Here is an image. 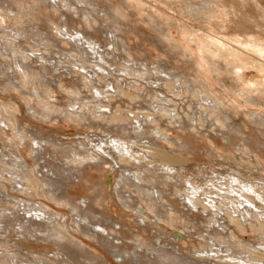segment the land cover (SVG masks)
Segmentation results:
<instances>
[{
  "label": "rangeland",
  "instance_id": "rangeland-1",
  "mask_svg": "<svg viewBox=\"0 0 264 264\" xmlns=\"http://www.w3.org/2000/svg\"><path fill=\"white\" fill-rule=\"evenodd\" d=\"M19 1L20 2H18V4H15V6H18L22 10V12L25 13V15L27 14L26 17L23 13L21 15H18L15 10L10 13L9 10L13 8V5L11 4H7L4 6L8 11L3 12L0 9V14L6 13L9 17L16 18V21L19 23V25L29 31H32L33 29L35 30L33 25L34 23H37L41 27L43 32H56L53 26L49 25H51L52 22L58 18L60 12L52 10V8L45 3L41 4L39 0ZM111 1L116 8H118L119 6L124 8L123 10L127 14L126 17L128 19V22L130 23V32H124L125 37L128 35L126 37L128 43L127 47L129 49H132L134 51H132L133 53H138L139 55L133 54L132 52L131 54H128L129 50H127L128 52H126V50L125 52H122L121 50H123L124 46L121 44L118 50H113L112 44L110 42L107 43L106 41V34L104 33V35L102 33V31L104 30L108 31V27L106 29L103 28L105 23H107L108 25V23L112 22L108 17L104 16V13L102 12L100 14L99 12L95 14L92 13L95 17V19L93 20L95 28H91L92 26H88V29H91L90 33H92L93 35L100 34L99 36L103 40L101 45L103 46L99 48V51L101 52L105 49L108 50L109 48L111 49V54L105 56L106 61H102L99 54L97 55L92 53V50L90 49H88V51H91V54L84 55L77 52V54H79V57L74 59L72 58L73 60L70 58V55H62L60 56V61H58L59 55L56 56V60H52V64H50L53 70V73L50 74V78L53 79L54 83L52 85L48 84V82L46 81H42L41 79L38 80L34 74L27 75L25 73H16V75L14 72L15 70H10V67L14 69L16 68L13 63L14 57L16 55H19L18 57H21L22 54L28 55L31 53L30 51L25 50V48L28 45H34V40L32 38L24 39L23 37L22 38L26 41H24L22 38L21 40L19 38H17L18 40H16V37H12L11 35L12 25L4 26V24H0V27L2 26V28H0V67L2 66V64H7V68L9 69V72L6 76L4 73H2V71H0V106L2 107V109H4L3 114H5L6 118H8L9 120H5L6 125L3 122H1L2 124H0V127L3 128L2 131L0 130V155L2 152L4 154H8L11 151L18 152L19 150H21L25 161L28 163V167L26 168L28 176H26V178L28 177L27 179L30 180V182L34 181V183H36L34 177L38 176L37 178L39 179V177L41 176V172L46 173L48 169L54 170V166H59L62 162L72 163L71 158H63L64 156L68 155L67 152L65 154L64 152H59L61 150L53 147V145L51 147L46 146V149L48 151L42 152L44 154L37 156L38 154H35V152L33 151V148L34 150H36V145L33 143V141H31L32 135L37 132H42L46 136L52 135L55 138L56 143H59V145L61 144L66 151L72 146L81 148V141L86 142V148L90 149L91 144L89 143L90 141L88 139H91L92 141H98L102 137L105 138L106 135H108V132L106 131V129H104L107 123L104 124L105 126L103 125L104 127H101L99 125L96 128H90V126H88L86 123L84 124L82 121H80V119H75L72 116H62V119H58V117L54 118L55 114L53 115L52 113H50V107H65L66 103L69 102V100L73 96L72 90H74L77 94L79 93V96L74 98L75 101L89 102L92 99L91 97L96 95L95 87H98L102 92H104L101 96L102 98L100 97V99L95 97L93 103L89 102L88 106L82 105L84 109L83 111L87 114L90 113L89 116H91L92 113H96L95 111L103 112V110L105 109V112L111 113V115L116 114L114 116L120 117L121 120L115 119V121L119 120L118 122L122 123L126 118L129 121L132 120L131 123L134 122L135 124V117H137L138 115V117H140L141 119L145 114H154V116L157 117V122H144L145 131L148 134V137H154V140L156 142H160V145L158 147L161 148L163 152L166 151L172 154V159L176 163V167H178L181 176L183 177V179H185V182L180 181L184 186H188L186 183L187 181L195 180L201 183L200 180H205V178L208 176L216 177V173L224 174L226 176L231 173L242 177L245 182H252L255 187L259 188V190L263 192L264 121L262 122V120L264 119H260L259 116V120L257 118V121L255 119V116L251 115L250 112L257 111L261 112V114L264 115V102H253L250 104L247 99L242 96L241 91L239 92L238 89L240 90L243 85L249 87H262L264 85V74L256 66L257 63L254 59L246 57L244 61L242 60L239 63L240 66L238 72L241 74L242 80L238 79L236 76H234L231 68H228L226 70L225 68L222 69L221 65L217 66L216 59H218V55L214 49V45L218 44V37L228 43L227 45H221L223 46L222 48H228L231 51H235V49L238 47L244 49V47L246 46L245 44L248 43H244L241 41L244 39H251L253 40V42L261 41L262 43H264V28L261 27L259 25L260 22L257 21V7L261 6V8H263L264 0H252L250 3H240V0H225V11L224 14H217L216 19H218V21L220 20L217 24L207 23L203 19H199V16L196 17L197 15L184 12V10L179 6L180 4H178L177 1L173 0H129L130 7L136 13L126 10L124 5V1L126 0ZM181 3H184V1L181 0ZM36 8H39V10H36ZM76 13L81 15V12H79L78 10L76 11ZM97 18L99 20H97ZM74 19V25H77V28L82 27L81 23H85L81 17L77 18V16H75ZM16 21L12 19L9 20V23L13 24ZM73 21L70 20V22ZM101 22H103L104 24H100ZM0 23H4L1 18ZM159 24L162 26L159 27ZM163 26H165V28ZM161 27L162 30H159L161 29ZM197 28L200 30H198ZM96 29H99L100 31H96ZM166 31H168L167 34H165ZM204 31L206 33H204ZM5 32H9L10 35L8 33L6 36ZM168 35L170 37H168ZM30 46L28 47L30 48ZM34 46L35 48L40 49V51H36L35 53L37 54V56H39V58H33L37 68H39V66H41L45 62L44 60L55 57V55H52L53 53L50 52L49 48L43 49V46L41 45ZM65 46L72 48L71 44H66ZM11 47L12 49H15L17 47L19 53L16 52V55L13 54L14 52H12L13 50L11 49ZM50 49L52 50L51 47ZM43 50H46V52L43 53ZM191 53H193L195 55V59H197V67H195V64L189 60V54ZM169 54L173 55L172 58ZM114 55L117 57H115ZM44 56L45 58H47L45 59ZM128 56H130V60ZM40 57L42 58L40 59ZM263 58L264 57L261 56L259 57L262 63H264ZM88 59H90V62ZM97 59H99V61ZM137 59H139L138 63ZM97 61L99 62L100 66L105 68L106 71H98L97 73L94 72L95 70H97V68H94L98 67L96 66V64L98 63ZM140 61L143 64L147 63L146 65L142 64V67L145 66L143 67V69L148 67L147 70L149 71H144L141 68ZM157 61H160V63L161 61H172V68L170 63V65L168 64L167 66H169L170 69H173L169 71H175L174 74L169 78L166 75L167 78H165V75L159 73L160 69H156L160 64ZM164 62L163 64H165ZM212 62L215 64H212ZM135 63L138 65L136 66ZM83 64L85 66L89 65L87 66V69L82 67ZM54 67H56L58 70L54 71ZM134 68L138 69L135 70ZM140 69L141 71H139ZM196 69H199L208 78L212 87L216 89L220 93V95L227 96V98L232 101L234 106L231 108V110H234L236 112L235 117L237 118V121L239 122L238 125H240L243 132L238 133L237 130L233 129L235 126H232V124L228 123L225 124L220 116V118L216 116L218 121L214 120V122H216H212L211 124H209L205 120L200 121V118H198L197 124L195 122H192L193 120L191 119L194 117L192 114L194 108L197 109V115L200 116L202 114L200 112V109L198 108V105L201 104V101L198 100V95L196 92H194V90L196 89L189 90L190 88L186 87L184 88V90L183 88H178V84L180 81H178V74H185L191 77L190 73H194ZM79 70L85 72V75L88 78H93L92 81L88 82V80H84L83 76H80V74L78 75L77 72ZM126 70L130 71H128L126 74ZM87 71L88 74H86ZM108 72H110L109 75ZM57 75L60 77H58ZM15 76H17L18 79ZM8 77H12L16 82L12 79L8 80ZM159 77L163 78L157 79ZM6 81H14L16 84H19V87H16V85L11 86L9 83L7 84ZM109 82L113 83L112 85L115 87V89L110 87L111 85L108 86ZM168 84H170V86ZM20 85L25 89H23ZM236 85L238 86V88ZM118 87H120V90H118ZM109 89L111 90V92ZM181 89L183 92L181 91ZM178 90H180V95L177 96L174 94V92H178ZM113 92H116V94H114ZM150 93L155 96L153 98V101H156L158 99L156 102L160 103L159 107H162L164 104L168 106L169 110L167 109L168 111H165L166 109H161L160 112H157V106L159 104L157 105L156 102H149L150 100H152V98H149L150 95H152ZM148 95L149 97H147ZM38 96L39 99L37 98ZM99 99L104 101L108 100L107 102H104V105L109 104V107L111 105V109H106L107 107L97 109V106L99 105ZM262 99H264V96H262ZM147 101L148 103H146ZM81 103L83 104V102ZM149 103L150 105L151 103H154V105L152 104L150 107V105H148ZM161 103L163 104L161 105ZM145 104L147 107L145 106ZM169 105L172 106L169 107ZM173 107H175L178 112L177 118L179 120L177 119V121L175 119H173L172 121V119L167 116V113H169V111L172 110ZM0 111L2 112V110ZM43 115L47 118L43 117ZM189 118L191 123L189 122ZM8 122L11 123V125H9ZM261 123L263 124L261 125ZM223 124H225L226 126L222 127ZM194 127L197 128L195 129ZM152 128L156 130L157 128H161V133L163 131L164 134H162L163 136L166 135V137H164L163 139H158L154 134L150 135V129ZM32 130H35L36 132L34 131L33 133H31ZM25 134L28 135L26 136ZM179 135H182L183 139L186 140L185 142H187L188 140V142L186 143L188 146L184 145L180 150H176L175 148L178 144V142H176V137H178ZM228 138H231L232 141H229ZM146 141L148 142L147 139L142 140L143 145L146 144ZM61 142L64 143L62 144ZM142 143H138L139 145L133 146L136 155L142 153ZM8 157V155H6L5 158L2 156L0 157V174L2 173L0 175V185L7 186L9 192L11 194H14L15 199L9 198L10 201L2 203L0 202V207L3 204H8L9 206L13 205V210H16L18 212L20 211L21 215H24L22 199L27 203L34 202L35 205L44 203L46 206H48V208L54 209L57 212V219L58 221H60L57 224L58 228L61 227L63 231H67V233H69L71 236H75L77 241L79 240V242L83 243L81 247L83 246V248H86L95 256H99L100 258L104 259L109 264H131V262L128 261V257L130 256L129 258H131L133 254L132 251H135L138 254H141L140 252H143L141 254L143 257H139L142 260L144 258L143 261L145 263L147 262L148 264H154V262L156 261L155 264H159V261L161 260L160 257L152 247L145 246L146 242L154 244V246L157 248L158 246L160 248L163 247L167 251L170 250L187 258L198 257V259H200L199 257L202 255L203 257H206V254H210L211 256H213V254L217 252L216 250H219L218 248L225 250L224 244H221L216 240H212L211 236L215 235V231L213 230V228L218 230L219 232H224L223 237L225 239L230 237L232 241H234L232 235V232L234 230V232H236L235 236H237L239 240L241 239L239 241L240 243H256V248H260V245H258L257 241H259V239L261 238H264V235L260 233L258 234L256 229L250 227V224H242L244 228H247L246 230L241 231V228H239L237 224H232L229 216H226V214L223 212L221 214L219 223L216 222L215 224H213L214 218L212 220L209 219L211 218V213H208L207 215L204 209V207L207 205V201H203V199L206 197L204 195L201 196L202 199L198 201L204 206L199 203V206H197L198 209H194V211L191 212L188 210L190 208L187 201H185V207L183 206L182 202H184L183 198L185 197L181 194L182 192L180 191L176 192V190L172 189L173 195L168 196L171 206H169L170 204L164 199H162L163 201L153 200L154 202L148 204V202L146 203V200H149V198L147 199L146 195L135 191L136 195L134 196L136 198L134 197V204L136 206V209L129 208V206L124 205L121 202L118 192L130 191L133 190V188L118 185V182L121 178L120 175L122 173V170H120L121 168H119L118 166L127 165H123V163H121V160H119L118 158V164H115L114 162H112V160H108L109 162H101L99 163V165L86 164V176L78 175V179H73L74 185H72V187L69 186L67 189V198L71 197V200L75 201V205L76 203H78V201L81 202L84 198L93 196L94 193L95 195L99 194L97 198L94 197V205L96 206V208H100L99 211L103 212L106 216L109 215L108 217L110 219L113 218V221H116L114 223H109L110 225L106 226L107 231L103 236L109 242L112 239V241L110 242L112 243V246H110L111 248L108 247L109 245H106V247L101 245V242L96 237L91 234H87V231L82 230L80 227H78V225L72 223V219L74 220L76 219V217L74 216V212H72L71 205L68 202H57L50 198V196L48 195H41L39 193V190H28L26 187H23V189H21L20 185L16 184L17 187L16 185H13L12 181H9V179H11V174L9 171H11V173L14 172V170H12L14 169V167L12 166L14 165L10 163L12 165L10 167V164L5 163ZM77 159H81V157H78ZM155 164L156 166H158L160 165V162H157ZM156 173L159 174L158 170ZM29 175H31V177ZM50 176H53V174H50ZM54 176L53 178H57ZM99 181L101 182V185L103 184L102 193L101 191L100 193H97L99 191L97 188V183ZM161 186L165 187V184ZM175 188L177 189V187ZM179 188L180 187H178V190L181 189ZM19 189H21L22 191H20ZM184 192L186 194V190H184ZM32 193L34 195H32ZM137 195L140 196L138 197ZM57 196L58 195H56V197ZM141 196L146 200H142ZM104 204L107 205L108 212L106 210H101L104 208ZM158 204L161 208L158 206ZM164 204H167L168 206H165ZM157 206L159 209V213L162 214L161 216H159L157 214V211H155V208ZM141 209L144 210L143 213L138 211ZM230 213H232V216L236 215V213H233L231 211ZM210 220L212 222H209ZM241 220L243 222V219ZM99 223L102 225L104 224L101 221H99ZM51 230L54 231V228ZM132 239H136L135 242ZM73 241L71 242V244L77 246V241ZM261 241H263V239H261ZM136 242L137 245H141V243L142 245L136 246ZM213 242H215L217 245H213ZM27 245L34 248L32 250H36L39 255L48 257H50L54 251H57L58 248V246L56 247L55 243L44 239L36 241L30 240ZM238 245L239 244H236V246ZM117 247L118 249H116ZM120 247L122 248L120 249ZM211 248L214 251H211ZM148 249L151 250V252ZM235 249L237 253L242 252V250H240V248L238 247ZM130 251L131 253H129ZM207 251H209V253ZM228 254L229 252L224 251L223 254L220 255H224L221 261L204 259L202 261L197 260V262L199 264H225L226 261L227 263L228 261H230L229 257H227ZM239 255L247 259V256L243 254ZM252 256L254 257V255ZM150 257H153L154 261H151L152 259ZM59 259L62 260L61 258ZM126 259L128 263L126 262ZM72 262L76 264L74 260ZM231 262H234V260H231ZM78 263L79 262H77V264ZM256 263L262 264L263 260L260 259L253 262V264ZM79 264H82V262ZM246 264L252 263L248 262Z\"/></svg>",
  "mask_w": 264,
  "mask_h": 264
},
{
  "label": "bare ground",
  "instance_id": "bare-ground-1",
  "mask_svg": "<svg viewBox=\"0 0 264 264\" xmlns=\"http://www.w3.org/2000/svg\"><path fill=\"white\" fill-rule=\"evenodd\" d=\"M39 1L41 4L42 3L47 4L49 7L52 8V10H54V11L56 10V11L60 12V15L58 16V18L55 21H53L51 25H49V26H53V28L56 30V32H53V31L43 32V30L41 29V27L37 23H34V25H33L35 30L33 29L32 31H29V30L21 27L19 25V23L16 21L17 20L16 18H11L6 13L0 14V18L2 19V21H4V23H0V24H4V26L5 25H12L11 35H12V37H16V40H18L17 38H19L21 40L22 37L24 39L25 38H32L34 40L33 41L34 45H36V46L41 45V46H43V49L49 48L50 52L53 53L52 55H55V57H51L49 59H46L47 57L45 58V56H44V58L46 59V60H44L45 62L41 66H39V68H37L33 58H37V57L39 58V56H37V54H35V53H36V51H40V49L35 48L34 45H31L32 47L30 45H28V46H30V48L27 46L25 48V50L30 51L31 53L28 55L22 54L21 57H18L19 55L18 56L16 55L17 54L16 52H18L17 47L15 49H12V47H11V49L13 50L12 52H14L13 54L16 55V56L14 55L15 57H14L13 63L16 66V68L17 67L18 68L16 70V68L14 69V68L10 67V70H12V71L15 70L14 71L15 74L16 73H25L27 75L34 74L38 80L41 79L42 81H46V82H48V84L52 85L54 83H53V79L50 78V74L53 73V70H52L50 64H52V60H54V61L56 60V58H57L56 56H58V55H59L58 61H60V56H62V55H65V56L70 55V58L74 59V58L79 57L78 56L79 54H77V52H79L80 54H84V55L91 54V51L90 52L88 51V49H90V50H92V53L97 54V55L99 54L102 61L103 60L106 61L105 56L111 54V51H110L111 49L108 48V50L105 49V50H102L100 52L99 48H101L103 46V45H101L103 40L99 36L100 34L93 35L92 33H90L91 29L90 30L88 29V26L89 27L92 26L91 28H93V27L95 28L94 22H93L95 17L92 13L95 14L97 12H99V14L101 12L104 13V16L108 17L110 19V21L112 22V23H108V25H107V23H105V25L103 27L104 29H106L108 27L107 28L108 31H105V30L102 31L103 34L104 33L106 34L107 40L106 39L105 40L107 41V43L110 42L112 44V49L118 50V48H120V44H121L124 46L123 50L120 49L122 52H125V50H126V52H128L127 50H129L128 54H131V52L133 51L132 49H129L127 47L128 43H127L126 37L128 35L125 37V33H124V32H126V33L130 32V23L128 22V19L126 17L127 14L123 10L124 8H122L120 6L118 8H116L111 0H103V1H101V0H39ZM173 1H177L178 4H180L179 6L184 10V12L197 15L196 17L199 16V19H203L205 22L212 23V24L219 23L220 20L218 21V19H216L217 14L218 13L224 14V11L226 8L225 3H224L225 0H183L184 3H181V0H173ZM240 1H241L240 3H250L252 0H240ZM18 2H20V1L19 0H0V9L3 12L8 11L5 9L4 6L7 4H11V5H13V8L9 10L10 13L13 10H15L18 15H21L23 13L24 16L26 17L27 14L25 15V13L22 12V10L18 6H15V4H18ZM124 3H125L124 5H125V8L127 11L136 13L130 7V1L129 0L124 1ZM257 4H256V6H257ZM19 5H20V3H19ZM37 9L39 10V8H36V10ZM77 10L79 12H81V15L76 13ZM257 11H258L257 21H259L260 22L259 25L264 28V7L261 8V6L260 7L258 6ZM50 13H51V11H50ZM99 14H98V17H99ZM75 16H77V18L81 17L83 19V21L85 22V23H81L82 27L77 28V25H74L75 21H73V20H75L74 19ZM189 18H190V16H189ZM12 19L16 22H14L13 24H10L9 20H12ZM192 19H195V18H192ZM70 20L73 22H70ZM97 20H99V19L97 18ZM76 21H78V20H76ZM102 23L103 22H101L100 24H102ZM158 26L160 27L162 25L159 24ZM163 27L165 28V26H163ZM0 28H2V26ZM100 29H101V27H100ZM83 30H85V31H83ZM98 30L99 29H96V31H98ZM159 30H162V27ZM198 30H200V29H198ZM8 33L5 32L6 36ZM167 33H168V31H166L165 34H167ZM204 33H206V32L204 31ZM9 35H10V33H9ZM168 37H170V36L168 35ZM108 39H109V41H108ZM24 41H26V40H24ZM241 41L244 43L248 42L245 44L246 46L244 47V49L238 47L235 49V51H231L228 48L227 49L222 48L223 46H221V45H227L228 43L219 37L217 38L218 44L214 45V49L218 55V59H216L217 66L221 65L222 69L225 68L226 70L228 68L229 69L231 68V71L233 72L234 76H236L238 79L242 80V78H241L242 76L238 72L239 66H240L239 63L242 60L244 61V59L246 57L247 58L249 57V58H252L255 60V62L257 63L256 66L264 74V63H262V61L259 59L260 56L264 57V43H262L261 41L253 42V40H251V39H249V40L244 39ZM66 44H71L72 48L66 47L65 46ZM105 45H107V44H105ZM48 46H50L52 48V50ZM95 49H98V50H95ZM23 51H24V49H23ZM42 52L45 53L46 50H43ZM133 54L139 55L138 53H133ZM137 55H135V56H137ZM169 55L172 58L173 55H171V54H169ZM189 55H190V59L189 58L188 59L192 63L195 64V67H197V62H196L197 59H195V55L193 53H191ZM40 56H42V55H40ZM107 57H109V56H107ZM115 57H117V56H115ZM128 57L130 60L131 59L130 56H128ZM41 58L42 57H40V59ZM134 58H136V57H134ZM145 59H147V58H145ZM88 60L90 62V59H88ZM97 60L99 61V59H97ZM138 60L139 59H137V63H138ZM157 62L160 63V61H157ZM163 62L161 61V63L157 66L158 68H156V67L155 68L158 70L160 69L159 73L165 75V78H167V76L169 78L175 72V71H173V72L169 71V70H173V69H170V67L167 66L170 63L171 68H172V66H173L172 61H170V62L165 61L164 62L165 64H163ZM140 64H141V68L143 69V67H145V66L142 67L143 63H141V61H140ZM146 64L147 63H145L143 65H146ZM212 64H215V63L212 62ZM137 65L138 64H136V66ZM87 66H89V65H87ZM87 66H85L84 64L82 65V67H84L85 69H87ZM96 66H98V67L93 66V67H95L94 69L97 68V70L94 71L95 73H97L98 71H101V72L106 71L104 67L99 65V62L96 64ZM131 68H133V67H131ZM138 68H134V69L137 70ZM147 68H144L143 70L149 71V70H147ZM54 69H55L54 71L58 70L56 67H54ZM8 70L9 69L7 68V64H2V66L0 67V71H2V73L5 74V76L8 74V72H9ZM32 71H34V72H32ZM128 71H130V70H128ZM128 71L127 70L125 71L126 74ZM139 71H141V69ZM132 72H134V71H132ZM109 73L110 72H108V75H109ZM77 74L78 75L80 74V76H83L84 80H88V82H91L93 79V78H91V79L88 78L85 75V72L80 71V70L77 72ZM86 74H88V71ZM176 74H177V72H176ZM179 74H178V81L179 80L180 81L178 84V88L184 89V88L188 87V88H190L189 90L196 89V90H194V92L197 93L198 100L201 101V104L198 105V108L200 109V112L202 114L200 113L201 114L200 116L197 115V111H196L197 109L194 108V111L192 112L194 117L191 119V120H193L192 121L193 123L195 122L197 124L198 118H200V121L205 120L209 124H211L212 122L215 123L216 121H218L216 116L217 117L220 116L222 118V120L225 122V124L228 123V124H232V126H235L233 129L237 130L238 133L243 132L241 130L240 125H238L239 122L237 121V118L235 117L236 112L234 110H231V108L234 106L232 101H230V99L227 98V96L220 95V93L212 87L208 78L199 69H196L194 73H190L191 77L189 75H185V74L179 75ZM187 74H189V73H187ZM59 75H60V73H59ZM15 77L17 78V76H15ZM58 77H60V76H58ZM162 78L163 77H159L157 79H162ZM172 78H174V77H172ZM7 79L8 80H10V79L14 80L12 77H8ZM97 79H99V78H97ZM14 81L13 82H9V81L7 82L6 81V83L7 84L9 83L11 86L16 85V87H19L18 86L19 84H16L15 83L16 81L15 82ZM112 84L113 83L109 82L108 86L111 85L110 87L115 89V87ZM168 85L170 86V84H168ZM171 86H173V85H171ZM95 88H96V90H95L96 95L91 97L92 99L89 101L91 103H93V100H95V97L100 98L102 96V94L104 93L98 87H95ZM119 88L120 87H118V90H120ZM237 88H238V86H237ZM23 89H25V88H23ZM179 91L180 90H178V92L175 91L174 94L177 96L180 95ZM181 91H182V89H181ZM238 91L239 92L241 91L242 96L244 98H246L250 104L253 102H264V99H262V96H264V85L262 87L261 86L249 87V86L243 85L240 88V90L238 89ZM72 92H73L72 93L73 96L69 100V102L66 103L65 107H63V106L62 107L60 106L59 108L50 107L51 110L48 109V110H50V113H52L53 115L54 114L56 115V116L54 115V118L58 117V119L59 118L62 119V116H64V117L65 116H72L75 119L76 118L80 119V121H82L84 124L86 123L88 126H90V128L91 127L96 128L99 125L102 127L104 124L107 123L106 126L104 125L105 126L104 129H106V131L108 132L107 133L108 135H106L105 138L102 137L99 140L97 139L98 141H92L91 139H88L90 141L89 143L91 144L90 149L86 148L87 147V145L85 144L86 142L81 141L80 142L81 148L79 147L80 149L77 148L76 146H72V147L70 146L71 148L67 149V151H66L62 147L61 144L59 145V143H56V140L52 135L46 136L42 132L34 133L35 136L32 135L31 141H33V143L36 145V147H35L36 150H34V148H33V151L35 152V154H38L37 156L44 154L42 152L48 151L46 149V146L51 147L53 145V147H56L58 150H61L59 152H64V154L67 152L68 155L64 156L63 158H66V157L71 158L72 163L62 162L61 164L59 163L60 164L59 166H57V165L54 166L55 167V168L53 167L54 170L48 169V171L46 173L41 172V174H40L41 176L39 177L40 180L37 178L38 176L34 177L35 181L37 183L36 184V183H34V181L30 182V180L27 179L28 177L26 178V176H28V174H27L28 172H26L27 171L26 168L28 167V163L25 161V158H24L21 150H19L20 152L19 151L18 152L11 151L8 154H6V153L4 154L2 152L0 157L2 156L5 158L6 155L9 156L6 159L5 163H7V164L12 163L14 165V166H12L10 164V167L11 166L14 167V169H12V170H14V172L11 173V171L8 170L11 174V179H9V181H12L13 185H16V184L20 185L21 189H23V187H26L28 190L29 189H32V190L36 189L37 191L39 190V193L41 195H44V196L48 195V196H50V198H52L53 200H55L57 202H68L71 205V210H72V212H74V216L76 217V219H74V220L72 219V223L75 225H78V227H80L82 230L87 231L86 232L87 234H91L94 237H96L101 242L100 243L101 245H103V246L109 245L108 247H110V246H112L111 245L112 243H110L112 241V239L109 242L105 239V237L103 235L107 231L106 226L110 225L109 223H114L116 221H113V218L110 219L108 217L109 215L106 216L103 212L99 211L100 208H96V206L94 205V202H95L94 197L97 198V196L99 194L95 195V193L94 194L92 193L93 196L88 195L89 197L84 198L81 202L78 201V203H76V205H75V201L71 200V197L67 198L68 197L67 196V192H68L67 189L69 186L72 187V185H74L73 179H78V175L86 176V171H85V165L86 164L99 165V163H101V162H109L108 160H112V162H114L115 164H118L119 163L118 158H119V160H121V163H123V165H125V164H127V165L126 166H118L119 168H121L120 170H122V173L120 175L121 178H120V181L118 182V185H120V186L123 185L125 187L133 188V190H130V191L118 192L121 202L124 205L129 206V208H133V209L135 208L136 209V206L134 204L135 203V199H134L135 196L134 195H136L137 191L143 195H146L147 199L149 198V200H146V199H143L144 197L141 196V199L144 201L146 200V203L148 202V204L149 203L151 204L152 202H154L153 200L164 199L165 201H167L170 204L169 206H171V203L168 199V196L173 195L172 189H174V190H176V192L177 191L182 192L181 194L184 195V197H185V198H183L184 202H182L183 206L185 207V201H187L189 204V208H190L188 210L191 212L194 211V209H198L197 206H199V203H200L198 201H200L202 199L201 196H203V195L206 196L203 199V201H205V202L207 201L206 202L207 205L205 204L206 206L204 207V209H205L207 215H208V213H211V218H209V219L212 220L214 218L213 224H215L216 222L219 223L221 214L223 212L226 214V216H229L232 224L233 223L235 225L237 224L238 227L241 228V231L246 230V228H247V227L244 228L243 225H247V224L249 225L250 224V227L256 229L258 234L260 233V234L264 235V226H263L264 225V194H263L264 191L263 192L260 191L259 188L255 187L252 184V182H250V183L245 182L242 177L237 176L235 174L229 173L228 176H226L224 174L216 173V175H215L216 177L208 176L205 178V180H203L201 178L202 179V180H200L201 183H199L198 181H195V180L194 181H187L186 183L188 186H186V185L184 186L181 182H185V179H183V177L181 176V174L179 172L178 167H176V163L172 159V157H173L172 154L170 152H166V151L163 152V150H161V148L158 147L160 145V142L159 141H158L159 143L156 142L154 140V137L153 138L148 137V134L145 131L144 122H147V123L157 122V117H155L154 114H151V113L145 114V115L143 114L144 116L141 119H140V117H138L139 115L137 114L138 116L135 117L136 124L134 122L131 123L132 120L129 121L126 118H125L124 122H122V123L118 122L119 120H121L120 117L114 116L116 114L111 115V113L105 112L104 111L105 109L103 110V112L95 111L96 113H92L91 116H89L90 113L87 114L86 112H84L83 111L84 109L82 106V105L88 106L89 102H87V101H85V102L84 101H75L74 98L78 97L79 93L77 94L74 90H72ZM110 92H111V90H110ZM189 92H191V91H189ZM107 93H109V92H107ZM113 93L116 94V92H113ZM152 93H150V94H152ZM117 95H119V94H117ZM147 97H149V95ZM154 97L155 96L153 94L150 95L149 98H152V100H150L149 102H156L158 100L157 99L156 101H153ZM164 97H166V96H164ZM37 98L39 99V96ZM100 99H99V103L96 101L99 104L97 106V109L107 107L106 109L110 110L111 105H110V107L108 106L109 104L104 105V102L106 100L104 101V100H100ZM96 100H98V99H96ZM81 102H83V104ZM163 102H166V101H163ZM146 103H148V101ZM152 104L154 105V103H151V105ZM156 104L157 105L159 104L157 106L158 109L156 108L157 112H160L161 109H166L165 111L169 110L168 106L164 105L163 103H161V105L163 104L162 107H159L160 106L159 102L158 103L156 102ZM148 105H150V103ZM151 105H150V107H151ZM145 106H146V104H145ZM171 106L169 105V107H171ZM173 108H172V110L169 111V113H167V112L166 113H167V116L172 119V121H173V119H175L177 121V119H178L177 113L178 112H177V109H175V107H173ZM0 110H2V112L0 111V124H2L1 122H3L5 124V120H8V118H6V115L3 114L4 109H2L1 106H0ZM88 111H90V110H88ZM171 113H174V114H171ZM250 114L255 116L256 120L259 116H260V119H262V118L264 119V115H262L261 112L251 111ZM43 117H46V116L43 115ZM64 117H63V119H64ZM150 118H151V120H150ZM179 118H181V117H179ZM115 119H119V120L115 121ZM163 119H164V117H163ZM112 120H114V121H112ZM214 120H216V121L214 122ZM258 120H259V118H258ZM158 121H159V119H158ZM263 121L264 120H262V122ZM189 122H190V118H189ZM8 124L11 125V123H9V122H8ZM225 124H223L222 127L226 126ZM262 124L263 123H261V125ZM5 125H3V126H5ZM12 126H14V125H12ZM202 126H203V124H202ZM2 129L3 128L0 127L1 131H2ZM160 129L157 128V130H156V129L152 128V129H150L151 131L149 134L150 135L154 134L158 139H163L164 137H166V135L163 136L164 133L162 131V133H163L162 134ZM233 129H231V130H233ZM34 131L35 130H32L31 133H33ZM28 132H30V131H28ZM146 134H147V136H146ZM25 135L27 136L28 134H25ZM176 138H177L176 142H178V144L176 145L177 147L175 148L176 150H178V149L180 150L181 147H183L184 145H187L186 143L188 142V140H187V142H185L186 140L183 139L182 135H179ZM143 139L148 140V142L146 141L145 142L146 144H144V145L142 143ZM225 139H226V137H225ZM228 140L230 141L231 138H228ZM61 143L63 144L64 142H61ZM138 143H142V146L140 145L142 153H139L138 155H136V153L134 152L135 149L133 148V146L139 145ZM246 144H247V142H246ZM0 147H1V143H0ZM76 157L77 158L81 157V159H77ZM38 159H39V157H38ZM157 162H160V165L156 166L155 163H157ZM120 165H122V164H120ZM149 165H152V166H149ZM157 170H158L159 174L156 173ZM153 173H155V174H153ZM50 174H53V176L55 175L54 177H57V178H53V176H50ZM3 176H5V175H3ZM29 176L31 177V175H29ZM5 179H6V177H5ZM30 179H32V178H30ZM39 183H40V185H39ZM97 184H98L97 188L99 190L97 193H100V191L102 193V185L103 184L101 185L100 181ZM164 184H165V187L161 186ZM17 185H16V187H17ZM0 186H1L0 187V202L1 203L6 202V201H10L9 198H11V199L14 198V194L13 193L11 194L9 192L7 186H4V185H0ZM175 187H177V189ZM178 187H180L181 189L179 188L180 190H178ZM260 188H262V187H260ZM21 189H19V190L22 191ZM184 190H186V194H185ZM34 193H35V191H34ZM32 195H34V194L32 193ZM56 195H58V196L56 197ZM23 201L24 200L22 199V203H23L22 205L24 207V209H23L24 215H21L20 211L18 212L16 210H13L14 209L12 207L13 205L9 206L8 204H6V205L3 204L0 207V264H75L72 262L73 260H74V262H76V264H77V262H79V263L82 262V264H109L104 259L100 258L99 256L98 257L95 256L92 252H89V250H87L86 248H83V246L81 247V245H83V243L79 242V240L77 241L75 236H71L69 233H67V231H63V229L61 227L58 228L57 224L60 221H58V219H57L58 214L54 209L48 208V206H46L44 203H40L38 205H35L34 202L27 203L26 201H24V202ZM37 203H39V202H37ZM200 204L202 205V203H200ZM158 206H159V204H158ZM158 206L155 208V211H157V214L159 216H161L162 214L159 213ZM202 206H204V205H202ZM103 207L104 208L101 210H106V211L108 210V207L106 204H104ZM16 209H17V207H16ZM2 211H3V213H2ZM138 211L141 213L144 212L143 209L138 210ZM230 211L233 213H236V215L232 216V213H230ZM140 216H142V215H140ZM241 219H243L244 223L242 222ZM211 220L209 222H212ZM226 220H227V218H226ZM99 221L103 222L104 224L103 225L100 224ZM53 228H54V231L51 230ZM213 230L215 231L214 232L215 235L211 236L212 240L213 241L216 240V241L220 242L221 244H224V247H225V250L218 248L219 250H216L217 252L215 254H213V256H211L210 254H206L207 255L206 257H203V255H202L199 257L200 259H198V257L187 258V257L179 255L175 252H172L170 250L167 251L163 247L160 248L158 246V248H157L152 243L146 242L145 246L152 247L155 250V252H157L158 256L161 259L159 261V264H199L197 262V260L202 261L204 259H213L216 261H218V260L221 261L222 257L224 255H222V256H220V255L223 254L224 251L229 252L227 257H229V260H230V261H228V263L226 261L225 264H246L248 262H251L253 264L254 261H257L260 259L263 260L262 264H264V238H261V239H263V241H261V239H259V241H257L258 245H260V248H256V243H247V242H245L244 244L240 243L239 241L241 239L239 240L237 238V236H235L236 232H234V230L232 232L234 241H232L230 237L226 238L227 239L226 240L223 237L224 232L223 233L219 232L218 230H216L214 228H213ZM43 239L55 243L56 247L58 246L59 249L57 248V251H54V252L52 251L53 252L51 254L52 257L39 255V253H37L36 250H32L34 248H32L31 246L29 247L27 245L28 242H30V240L36 241V240H43ZM73 240H75V242L77 241L76 242L77 246H74L73 244H71V242ZM132 240H134V239H132ZM135 240H134V242H135ZM150 242H152V241H150ZM236 244H239V245L236 246ZM141 245H142V243H141ZM141 245H137V242H136V246H141ZM213 245L216 246L217 244L215 242H213ZM237 247L240 248V250H242L241 253L240 252L237 253V251H235L236 250L235 248H237ZM121 248L122 247H120V249ZM116 249H118V247ZM149 251L151 252V250H149ZM211 251H214V250H212V248H211ZM132 252H133V254H132L131 258H129L130 256L128 257V261L131 262V264H146L147 263V262L145 263L143 261L144 258H143V260L140 259V257L141 258L143 257L141 255L143 252H140L141 254H138L135 251H132ZM207 252L209 253V251H207ZM126 253H128V252H126ZM129 253H131V251ZM152 253H154V252H152ZM231 253H233V254H231ZM239 254H243V255L247 256L246 257L247 259H245L244 257H242ZM45 255H47V254H45ZM252 255H254V257ZM156 257H155V260H156ZM255 257H258V258H255ZM59 258H61L62 260H60ZM151 259H152L151 261H154L153 257ZM253 259H255V260H253ZM231 260H234V262H231ZM128 261L126 259L127 263H128ZM155 262H154V264H155Z\"/></svg>",
  "mask_w": 264,
  "mask_h": 264
}]
</instances>
